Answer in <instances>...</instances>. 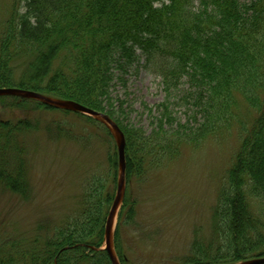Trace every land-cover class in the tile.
<instances>
[{"label": "trees", "instance_id": "16d2710c", "mask_svg": "<svg viewBox=\"0 0 264 264\" xmlns=\"http://www.w3.org/2000/svg\"><path fill=\"white\" fill-rule=\"evenodd\" d=\"M23 3L22 13L20 4L10 9L0 37V88L31 90L106 113L125 136L128 183L174 159L183 146L200 144L236 123L240 146L218 192L214 237L208 245L194 240L181 264H230L264 256V211H254L249 201L264 198V0ZM136 49L154 61L167 92L155 107L158 116L150 133L123 126L116 118L122 103L116 111L110 96L114 63H131ZM182 80L193 89L198 107L190 125L179 123L170 109L169 91ZM0 106L75 114L101 126L110 141L105 169L95 167L85 176L78 213L50 230L46 225L43 237L6 242L0 264H111L100 249L118 177L109 130L92 117L33 99L0 96ZM32 118L0 117V187L24 200L30 195L27 137L39 127ZM135 217L134 201L126 193L114 231L121 264H127L122 233Z\"/></svg>", "mask_w": 264, "mask_h": 264}, {"label": "rangeland", "instance_id": "374dc122", "mask_svg": "<svg viewBox=\"0 0 264 264\" xmlns=\"http://www.w3.org/2000/svg\"><path fill=\"white\" fill-rule=\"evenodd\" d=\"M23 1L0 0V37L10 9L20 4L22 13ZM119 62L113 65L110 87L114 109L122 103L116 118L123 126L135 125L150 133L155 128L151 121L158 116L155 107L167 96L159 69L140 49L135 50L131 63ZM192 91L184 80L169 91L172 115L181 124H192L198 109ZM26 114L39 125L28 134L25 148L30 195L24 200L0 187V247L8 241L43 237L54 225L75 216L85 176L95 167L100 171L106 167L110 141L101 126L60 111L28 113L24 108L0 106L3 118L15 120ZM240 136L235 123L200 144L183 146L174 159L164 160L142 180H125L124 192L136 207L135 222L122 233L127 264H181L194 240L211 242L218 192L234 162ZM249 201L254 211H264V198L250 197Z\"/></svg>", "mask_w": 264, "mask_h": 264}, {"label": "water", "instance_id": "95a60500", "mask_svg": "<svg viewBox=\"0 0 264 264\" xmlns=\"http://www.w3.org/2000/svg\"><path fill=\"white\" fill-rule=\"evenodd\" d=\"M9 95V96H17L25 99H35L41 101L45 104L70 110L74 112H79L93 118H96L107 125L110 129L117 145V153H118V164H119V175L117 182V190L114 201L110 207V210L107 215L105 228H104V247L105 251L108 254V257L111 261V264H120L118 258L114 252L112 247V236L114 230V221L116 217L117 211H119L120 204L124 195V182H125V137L121 129L117 126V124L112 121L106 114L90 109L86 106H83L72 100H63V99H55L49 96H45L41 93L20 89L15 87H6L0 88V96ZM233 264H264V257L253 258L250 260L241 261Z\"/></svg>", "mask_w": 264, "mask_h": 264}]
</instances>
